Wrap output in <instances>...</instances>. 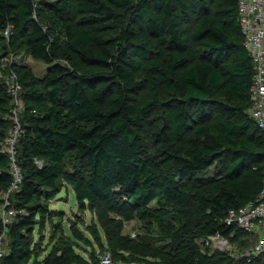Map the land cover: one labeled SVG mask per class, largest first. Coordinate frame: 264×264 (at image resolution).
Here are the masks:
<instances>
[{
	"label": "trees",
	"instance_id": "16d2710c",
	"mask_svg": "<svg viewBox=\"0 0 264 264\" xmlns=\"http://www.w3.org/2000/svg\"><path fill=\"white\" fill-rule=\"evenodd\" d=\"M237 2L226 0L222 11L229 37L206 16V5L213 0H0V57L8 51L21 54L22 44L28 57L48 70L41 81L43 91H37L28 85L35 81L28 69L16 68L26 110L17 147L22 182L13 204L25 214L11 226L0 264H26L33 256V229L37 223L42 234L44 221H35L37 210L30 211V206L42 188L57 191L61 178L72 187L80 209L103 206L125 221H151L163 230L167 247L145 244L157 258L155 264H263L264 254L251 261L241 255L253 242L250 235L222 221L229 208L256 199L264 168V135L248 114L253 64L238 28ZM72 13L79 18L77 27L64 29L70 52L61 56L52 18L65 19ZM192 14L195 21L185 36L183 27ZM8 24L13 30L7 42L2 31ZM136 27L170 47V68L182 70L180 75H166L152 58L153 46L135 41ZM109 29L117 32L105 35ZM137 57L144 62L133 61ZM82 65L99 68L86 72ZM137 68L157 73L155 79L171 95L167 102L155 95L135 105L134 95L143 87L133 73ZM0 104L8 115L9 99L2 86ZM164 105L168 114L154 133L157 140L181 141L192 123L197 132L215 130L234 157L224 177L254 180L260 184L253 190L256 194L244 197L221 185L209 198L197 196L199 204L193 205L185 178L213 162L217 148L214 143L196 145L188 157L168 151L150 154L137 128ZM8 124L10 128L9 119ZM34 158L42 160L41 168ZM67 160L69 172L64 169ZM8 163V155L0 150V191L11 180ZM202 205L207 210L198 219ZM197 229L205 238L234 233L230 243L239 257L234 260L228 251L214 248L212 254H201L194 243ZM42 264L62 263L46 257Z\"/></svg>",
	"mask_w": 264,
	"mask_h": 264
},
{
	"label": "rangeland",
	"instance_id": "374dc122",
	"mask_svg": "<svg viewBox=\"0 0 264 264\" xmlns=\"http://www.w3.org/2000/svg\"><path fill=\"white\" fill-rule=\"evenodd\" d=\"M190 1L195 3L197 0ZM225 2L226 0H213V3H207L206 16L213 20L230 37L232 35L231 30L224 23L222 17ZM191 18L190 22L184 24L183 33L185 36L190 33L195 21V15L192 14ZM78 19L73 13L65 19H60L56 16L52 18V30L54 33H58L60 38L59 53L61 56L63 51L69 50L64 43L66 36L64 29L68 26L75 30ZM116 32L117 30L109 29L104 34L110 35ZM16 41L21 43L19 39ZM135 41L146 42L148 45L153 46L152 58L164 67L166 75L169 77H177L183 72L182 70H172L170 68V47L160 45L156 40L146 37L143 30L138 27L135 29ZM1 48L2 43L0 42V51ZM20 48L22 51L21 54L17 55V63L19 66H25L30 72V76L35 78V81L28 84L29 87L37 91H43L44 88L41 85V81L48 72L47 66L43 62L32 58L30 60L24 52V45L20 44ZM71 56L72 60H77L75 54L71 53ZM63 60V58L60 59V61ZM133 61L144 62L143 59L138 57ZM98 68L82 65L81 71L90 72ZM133 73L135 78L143 84L142 89L134 95L135 105H140L144 99L155 95L164 103L171 97L170 93L155 79L157 74L155 71L137 68L133 69ZM100 85L101 83L97 84V86ZM219 98H221L220 95ZM4 108L0 104V149L3 139L8 135L9 130V118L7 112L3 110ZM167 114V106L164 105L162 108L153 111L148 118L144 119L142 125L137 128L140 135L145 139L146 148L150 154L159 156L168 151L188 157L196 145L202 146L207 143H214L217 148L216 159L213 162L197 171L194 177L185 178L186 189L191 195L193 205L199 204L197 196L202 194L204 197L209 198L221 185L235 193L243 194L244 197L256 194L253 193V190L256 189L258 191L260 184L254 180L242 178L241 182H234L224 177L226 167L234 157L229 147L225 145L222 135L215 130L197 132L193 130L196 125L192 123V130L181 141H174L170 137L165 142L157 140L154 137V133L162 128ZM64 169L66 172L71 170L69 160L65 162ZM56 188H58L57 191H53L50 188H42L41 192L34 197V205L30 206V211L37 210L35 221H44V229L41 234L38 232L39 225L36 223L34 226V254L26 264H42V260H45L46 257L50 259L55 257L62 264H80V261L83 260H87L91 264H97L98 257L105 253L112 256L115 264H155L157 258L150 255L149 250L145 246L147 241L150 242L151 246L159 249L169 245V239L165 237L163 230H160L154 222L136 219L125 221L120 214L107 210L103 206L96 210L80 209L73 189L68 185L66 178L59 179L56 183ZM204 210H207V207L202 205L197 214L198 219L204 216ZM53 225L60 227L54 229ZM197 231L199 236L194 241L196 249L201 254L208 252L212 254L214 249L206 244L208 237L205 238L202 230L197 229ZM251 241H253V238H251ZM7 243L6 241L5 252L8 249ZM249 247L248 245L247 248ZM229 249V255L236 260L240 255L238 252H234L237 249L236 245H229ZM262 260L264 264V259Z\"/></svg>",
	"mask_w": 264,
	"mask_h": 264
},
{
	"label": "built area",
	"instance_id": "2783aa9c",
	"mask_svg": "<svg viewBox=\"0 0 264 264\" xmlns=\"http://www.w3.org/2000/svg\"><path fill=\"white\" fill-rule=\"evenodd\" d=\"M237 22L243 37V45L253 64L248 114L264 135V0H238ZM12 30V26L8 24L2 31L7 42ZM17 55L8 51L0 57V86L5 89L10 104L8 112L10 128L0 150L8 155V169L11 176L8 187L0 191V262L6 254L5 245L11 226L20 215L25 214L23 209L13 204V196L19 191L22 182V172L16 156L18 142L24 132L22 117L26 110L22 97L23 86L16 71L19 66ZM32 113L36 111L33 110ZM33 162L39 168L43 165L42 160L38 158H34ZM222 221L225 225L234 226L253 238L250 247L241 253L247 261L264 254V168L262 187L256 199L240 207L229 208ZM233 236L234 233L229 237L215 233L208 237L206 244L220 251H230V238ZM97 264H115V262L111 255L105 253L98 257Z\"/></svg>",
	"mask_w": 264,
	"mask_h": 264
},
{
	"label": "crops",
	"instance_id": "0c3cea01",
	"mask_svg": "<svg viewBox=\"0 0 264 264\" xmlns=\"http://www.w3.org/2000/svg\"><path fill=\"white\" fill-rule=\"evenodd\" d=\"M30 58V60H31V57H29Z\"/></svg>",
	"mask_w": 264,
	"mask_h": 264
}]
</instances>
